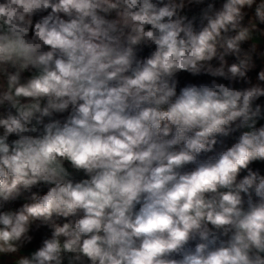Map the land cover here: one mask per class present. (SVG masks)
Wrapping results in <instances>:
<instances>
[{"label":"clouds","instance_id":"clouds-1","mask_svg":"<svg viewBox=\"0 0 264 264\" xmlns=\"http://www.w3.org/2000/svg\"><path fill=\"white\" fill-rule=\"evenodd\" d=\"M0 264H264V0H0Z\"/></svg>","mask_w":264,"mask_h":264}]
</instances>
